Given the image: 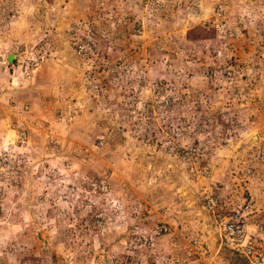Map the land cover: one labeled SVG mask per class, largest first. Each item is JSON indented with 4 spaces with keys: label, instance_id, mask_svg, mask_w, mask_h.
<instances>
[{
    "label": "rangeland",
    "instance_id": "374dc122",
    "mask_svg": "<svg viewBox=\"0 0 264 264\" xmlns=\"http://www.w3.org/2000/svg\"><path fill=\"white\" fill-rule=\"evenodd\" d=\"M213 193L264 264V0H0V264H213Z\"/></svg>",
    "mask_w": 264,
    "mask_h": 264
},
{
    "label": "built area",
    "instance_id": "2783aa9c",
    "mask_svg": "<svg viewBox=\"0 0 264 264\" xmlns=\"http://www.w3.org/2000/svg\"><path fill=\"white\" fill-rule=\"evenodd\" d=\"M228 202L218 201L217 196H210L207 201V206L211 208L213 213H216V224L220 231L223 232L224 238L233 245L238 251L246 255L251 262L256 263L259 258V254L255 248V242L258 240V236L254 235L252 238H247L244 232L243 225L241 223V214L237 210L233 216L224 215L220 212L222 207L227 208ZM166 231V228H159L155 230L156 233ZM262 231V229H260Z\"/></svg>",
    "mask_w": 264,
    "mask_h": 264
},
{
    "label": "trees",
    "instance_id": "16d2710c",
    "mask_svg": "<svg viewBox=\"0 0 264 264\" xmlns=\"http://www.w3.org/2000/svg\"><path fill=\"white\" fill-rule=\"evenodd\" d=\"M167 14H168V12H167ZM167 14L163 13V18H165ZM202 31L204 32L206 30L205 29H203V30L200 29V32H202ZM220 120L221 119H220V116H219L217 118L214 126H216L217 123L220 122ZM226 245H227L226 248H222L218 253H216V258L212 259L213 264H251V262L247 259L246 256H244V255L238 253L237 251H235L234 249H232L230 245H228V244H226ZM21 246L22 245H19V248ZM203 246H206V247H203V248H207V244H203ZM192 257H194L196 259V258H198V255H192ZM208 258L211 259V254L208 255ZM3 263L8 264L7 260H6V257H4ZM204 264H206V262Z\"/></svg>",
    "mask_w": 264,
    "mask_h": 264
},
{
    "label": "clouds",
    "instance_id": "9594fccd",
    "mask_svg": "<svg viewBox=\"0 0 264 264\" xmlns=\"http://www.w3.org/2000/svg\"><path fill=\"white\" fill-rule=\"evenodd\" d=\"M217 196V194L216 193H213V194H211V195H208L207 197L208 198H210V196ZM208 198H207V201H208ZM208 207V206H207ZM240 213V212H239ZM241 214V223H242V225H243V228H244V222L246 221V219H250V221H252V216H250V217H248V218H246V216H248V213H243V211L240 213ZM215 222H216V220H215ZM254 222V224L253 225H258L257 226V228H259V229H263L262 228V224H260L259 223V221L258 220H254L253 221ZM258 223V224H257ZM217 225V224H216ZM260 231V230H259ZM162 232H164V231H161V232H159V233H162ZM244 232L246 233V235H247V238H249V237H253L254 235H248V233H247V231H246V229L244 228ZM223 233V232H222ZM225 240H226V238H224ZM262 241V237H258V240L255 242V248H256V251L258 252V254L260 253V250L258 249V245L260 244V242ZM226 244H228V245H230L231 246V248L232 249H234L235 251H237L238 253H240V254H242V255H244L243 253H241L240 251H238L236 248H234L233 247V245H231L227 240H226ZM244 256H246V255H244ZM247 257V256H246ZM247 259L251 262V260L247 257ZM260 260H262L261 259V254H259V258H258V261L257 262H260ZM256 262V263H257ZM251 264H255V263H253V262H251Z\"/></svg>",
    "mask_w": 264,
    "mask_h": 264
}]
</instances>
